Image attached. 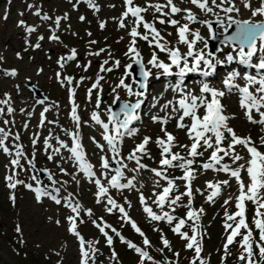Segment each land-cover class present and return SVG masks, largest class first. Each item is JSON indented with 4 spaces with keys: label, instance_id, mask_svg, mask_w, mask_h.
I'll return each instance as SVG.
<instances>
[{
    "label": "rangeland",
    "instance_id": "1",
    "mask_svg": "<svg viewBox=\"0 0 264 264\" xmlns=\"http://www.w3.org/2000/svg\"><path fill=\"white\" fill-rule=\"evenodd\" d=\"M233 1L235 2V0H230V3L225 2L221 5V7H217V4H221V0H216V4H212L211 0H209V7H211L213 11L205 14L204 11H201L196 6L191 5L187 2V0H174V3L178 7L191 9L197 17V21L193 23L185 19L184 16L187 15L186 12H181L179 14L183 17L178 18L179 24L177 26L188 24L191 32H199L200 36L203 37L204 40L197 41L195 48L204 49L205 52L211 53L213 57H221V62H227L226 57L229 53L236 57L237 53L235 52L238 51V45L235 42H229L228 40V37H231L234 34L225 35L224 32L225 29L229 28V16L236 21L251 20L256 23L264 20V16L253 17L251 15V11L245 9L241 12L233 11L231 13H225L223 8L237 6ZM254 1L255 0H249L252 8L258 7L261 2V0H258L256 3ZM77 2L78 4L75 5ZM95 3L99 9L98 11L90 8L86 2L81 0H0V40L2 41V44L0 45V57L3 58L0 60V95L2 96L0 99L6 98L4 95L5 93L9 96L10 94L17 95L23 92L27 94L26 96L44 101L45 104L44 107H40L38 111H35L32 114V109L25 110V112L22 113L24 104L22 102H14L13 108L16 111H14L13 116L4 113L0 114V127H3L5 131L10 130V136L6 141V145L12 153V155H8L0 150V264H80L79 242L76 237L67 231L68 222L66 217L73 215V213H71L69 208L64 207L66 202L65 199L61 200V204L59 205L55 202H51L50 197H43L40 202H37L35 192L31 189L27 190L28 187H26V185H32L33 187L35 186V183L39 181L42 182L41 184L59 189L62 194L67 195L74 203L79 202L85 208H91L94 213V219L103 217V221L120 232L126 240H130L136 245L144 248L155 260L161 261L162 264L165 258L170 261H175L177 258L173 255L174 252L180 253L179 264H188L187 258L192 256V252L185 249V242L181 240L179 236L172 233L166 222H149L146 213L143 211V206L139 203V195L140 193H143L147 203L153 208V211L158 214L161 212V209L152 203L155 199L153 193L161 192L162 187L167 186V181L160 180L161 187H156L155 181L159 178L149 170L159 169L161 167L159 164L161 159L160 151H158V147L154 143L158 136H163L160 128L155 127V124L152 121L144 120L142 122V120H140L138 122H133L130 127L137 129V133L134 136L126 135L123 137L120 144V154L115 158H113V155L109 156V154L104 152L102 153L101 150L92 142L91 138L94 137L100 144L105 145V149L107 150L106 142L101 137L94 134H87L84 129L87 125L86 122H91L93 111L99 114L102 121L108 123L109 116L113 113L117 115L119 120L124 118L120 109L122 104L125 102L135 103L137 100L143 101L145 99V106L147 104L153 106L157 103L155 106L156 110L162 109V106L170 100H174L172 107L176 106L175 101L180 98L177 96V91H174L171 86L172 80H169L173 79V81L178 82L177 77H180L178 75L179 68L176 66L172 67V77L170 75H163L162 72H160L159 76L161 77L156 78L153 72L150 71V64H148L152 53L156 52L159 59L163 60L165 63H170V61L167 58V53L159 52V50L154 46H150L147 41L137 38L136 47L141 54V64H136L137 69L135 70L134 78L132 73L128 72L129 74L126 75L128 64L131 61H134L133 58H131V54L128 56L125 55L128 51V45L131 40L128 32L130 31L132 25L129 23L128 28L121 29L118 26L117 20H115L120 17L122 12L125 10L124 1L95 0ZM134 3L139 6H145L147 3L165 4L166 0H134ZM29 5H32L33 7L29 8ZM240 5L244 7V3L240 2ZM36 9L40 11V16L34 14ZM19 10L24 11L22 14L25 16L23 19L26 26L35 27V32L28 34L24 27L18 26L19 21L22 20V15L18 12ZM165 11H168V9H165ZM44 15L49 16L51 19L44 20L42 18ZM65 15H67V19L63 18ZM81 15H83L84 20L80 19ZM143 15L147 22L155 24V27L168 42V47L179 48L181 53L187 52V45L180 47V44L177 42L178 33L176 26H173L170 23H159V19H167L166 17L161 16L160 13L154 12L153 9H149V11ZM5 16L7 17L6 19ZM57 17L61 18L60 25H62V27L71 26L77 28L79 31H82V35L84 29H86V33H91L90 37L84 39V44L81 45L78 41H76L78 40L77 38H73L72 34L62 33V27L56 29L54 22ZM154 17H157V19H153ZM107 18L112 19L107 22H103V20ZM91 19L96 20L95 24L91 25V23H86L87 20ZM131 19L132 18L129 17V20ZM201 21H207L208 23H201ZM101 23L105 24V28L103 30L100 27ZM126 23H128V21H126ZM209 24L211 25L210 28L208 26ZM232 25L237 26L236 24ZM214 28H216L215 33ZM53 29H56L55 34L59 36V41L49 39ZM139 31L143 33L145 30L141 27ZM96 32L100 33L99 36L95 37L94 35ZM86 33L83 36H85ZM169 33L171 35H169ZM40 36L44 37L43 40H39L41 45L40 48L31 50L32 53L30 50H24V46H27L29 43H31V45H34V42L37 43ZM213 36L214 40L211 44H209L207 39ZM192 38V36H189V39ZM89 39H94L96 42L93 47L97 49H105V51L100 55V62L97 64L86 61L89 59V57H85V55L89 52ZM205 42L207 44L206 48ZM63 43H66L70 47V50L73 48L76 49L77 57H80L76 58L74 61L67 62L64 68H60L57 63L58 59L61 56L70 54V50L66 51L67 48L61 45ZM259 43L260 42L258 40V47ZM106 46L107 49L104 48ZM17 54H19V56H17ZM108 58L110 63L113 65L112 71L110 72L112 80L111 87H116V85H118L120 80L123 78L125 84L131 86L133 93L142 92L143 95L139 97L136 95H129L128 90L125 87H116L115 92L112 91V88H109L111 91L110 94L105 95L102 93L101 96H97V94L93 92V94L89 97L88 88L90 87H84V89H82L80 86L84 84H93L94 82L96 83L97 77L106 73L102 72L100 69L103 63L102 60H107ZM188 59L189 67H191L192 60L190 57ZM116 60L120 61V65L118 67L115 66ZM78 61L81 62V65H78ZM256 62H258V59L254 57L253 63ZM231 64L232 63L228 64L229 67H233L229 74L233 72L239 73V76L234 81L235 84L240 85L239 77L243 79L246 74L252 75L250 70L244 71L242 68L237 67L238 64L233 63L235 64L234 66H231ZM182 66L183 62L181 63V67ZM85 67L87 68L86 71ZM11 69H16L19 73L21 72V74H19L17 78L8 77L3 74L4 70ZM39 69H42L43 71L37 74ZM198 70L200 71V76H204L203 72L205 71L202 70V67ZM140 71L141 73L139 74ZM143 71H150V75L147 79L143 77ZM219 71L220 69H218L217 72ZM34 73H36V81L26 78L28 74ZM57 73L61 74L59 80L57 79ZM48 75L53 76V82L49 88L38 82L40 78L46 79ZM114 75H117L119 78L114 79ZM66 76L72 77L73 81L77 79L79 80L78 95L80 96L78 97L83 100V103L81 102V104H79L76 102L78 105L77 114H80L83 118H80V126L78 129L70 118L71 103L69 99V90L65 89V85L67 86V84L65 83L63 86L61 84V80ZM152 80H157L159 82L162 87L160 92H152L149 89V84ZM204 80L209 84V87L215 89V77H205ZM5 81L7 82L5 83ZM194 83L195 79L189 77L185 80L183 85L192 86ZM142 84L144 87H141ZM224 92L228 95V91L224 90ZM117 96H119V99H116ZM75 97H77V95ZM22 99L24 100L25 97L21 96L20 101H22ZM97 99L100 101L99 108L91 105L93 102L96 103ZM228 99L235 107L232 108L229 106L227 109L228 114L225 112V114L234 117L229 121V126L234 129L238 136H250L256 145L260 146V137L264 135V132H261L260 130V126L251 124L246 119L244 110L238 109V96L236 98L238 101L232 98ZM225 102L229 105L227 96L225 98ZM110 105L114 106L111 108L109 107ZM145 106L141 103L140 108L137 109L136 114L139 115V117L142 116ZM172 107L167 110L169 113H173ZM45 108H48L51 111L45 112L44 125L41 126V112H43ZM3 109L6 111L7 107H4ZM17 113H22V115ZM30 114L33 116V119L30 117ZM173 114L178 115V113ZM199 114L203 115V109L199 110ZM238 115L239 117L237 118L236 116ZM11 118H13V120ZM29 119L30 121L26 124L27 126H30V130H25V132H23L21 126H18V131H14V128L16 127L15 122L24 123ZM5 120L9 121L7 125L3 123ZM49 121H53L54 123H49ZM93 122L95 121L93 120ZM184 122L189 123L187 120ZM93 126L99 127L96 123H93ZM110 126L113 125L110 123ZM64 130L69 132L78 131L81 137L82 145L85 143L84 141H87L89 144H93L94 148L97 150L96 152H90L86 151L84 148L86 158L93 165V171L96 172V177L93 179L99 178L101 182L105 183L107 186V180L110 179L112 175H115L116 168L120 166L116 163V161H121L122 164L127 165V168L122 169L124 177L121 179V182L126 183L127 179H131L135 176V180L133 182L136 187L133 189L123 190L109 188V195H111L118 204L125 206L129 216L137 223V225L145 233V236H147L150 240L151 247L143 244V237L136 233L130 224H127L121 219V214L118 211L114 210L113 213L110 214L104 210V206L102 204H96L95 196L93 195L97 189L94 183L90 182L89 179L79 171L78 166L76 168L72 166L75 161L71 158V153L68 149L61 148L60 153L55 155H53L52 149L45 150L43 141L50 133L53 137L59 136V139L67 143L69 147L72 146L71 137L66 135ZM171 133L177 137V146L174 147L175 150L177 152L183 151L180 154L187 157V149L181 148L179 145L190 146L192 141L188 139L186 132H179L178 128L174 129ZM17 134L20 136L19 140L14 139ZM37 136V143L33 146L32 140ZM143 137L152 138V141L147 146L148 155L141 156V163L147 165L148 167L134 173L130 171V169L136 168V163L135 161L128 160L127 157L135 147V143L138 142L139 144ZM49 142L53 145V148L59 147V144L55 139H51ZM16 145H21L23 147L26 157L21 160V165H23L22 168L13 167L10 164V160L13 159L15 155ZM223 146L227 147V141H225ZM260 150L264 152V147H260ZM236 151L240 155L244 156L245 159L248 158L246 150L241 146H237ZM33 153H35L34 159ZM48 155H53V159L49 160L47 158ZM101 155H106L109 159V169L107 170L100 167ZM208 155L209 153H204L205 158L198 157L196 163L193 165L196 175V179L192 181L194 191L193 207L196 209L203 207L204 209V214L201 217V224L205 233L203 238V255L209 261V264H221V257L223 256L222 246L227 235L223 227L225 207H227V211L229 213L235 212L236 208L234 197L239 193L237 191L236 181L233 178L230 180L231 186L222 188L221 195L215 198L214 203L206 202V196L211 191L207 188L206 182L212 181L215 183L216 181L229 179V176L226 173L217 171L216 173H210L211 175H200L201 172L197 171L196 167L201 168L200 165L207 160ZM45 158L48 160L45 161ZM30 160L32 161V164L29 163ZM225 162L228 163V161H222V163ZM238 163H244V161H240ZM61 169H64V171H61ZM201 170L203 169L201 168ZM13 173L16 174V180L23 181L24 183L18 184L15 189H10L7 187L5 177L12 175ZM101 173L104 174L102 175ZM166 175H168L169 178L178 177L183 175V171L179 168H169ZM241 175L244 178L245 183H247V174L242 172ZM62 180H64V182H62ZM57 181L59 183H57ZM77 181H79V183H77ZM176 184L179 186L180 192L185 190V182L183 180H176ZM197 188H199L204 194L201 195L199 192H195V189ZM127 190L130 191L127 192ZM122 193L124 195H122ZM69 194H71V196H69ZM12 195L16 198L14 203L10 199ZM229 195L233 196V200L227 206H223L224 200L227 199ZM124 197H127V201L130 202V208H128V205L125 203ZM58 198H60L59 195ZM182 203H187V197L183 198ZM246 205V219L254 229V225H252L251 222L255 213V205L251 204V202H246ZM164 211H171L167 204L164 207ZM186 211L187 209L185 208H177L173 215L184 217ZM63 213H65L64 216ZM49 218H53V220H50ZM83 218L86 223L79 224L78 221L77 230L82 236H84L86 241H99V243L95 245V247L99 250L96 255V264H139L138 254L129 249L126 244L122 243L120 238L117 237L110 228L105 230L108 231L109 235L113 236V244L111 247L107 245L106 238L88 220V217L84 216ZM56 220H60L61 223L57 225L55 223ZM17 226H20L21 228V232L19 233L16 231ZM154 227H158L163 230V235L171 243L172 251L164 249L163 254L158 251V249L162 248L163 245L160 239L161 234L153 231ZM184 230L189 231V235H191L189 229ZM253 238L255 240L259 239L258 230L254 229ZM237 239L240 238L237 237ZM53 250L58 251V254L54 255ZM113 250L117 254L116 260L110 259ZM230 252L231 256L224 262V264H244V262L238 260V256L241 253L239 244L231 245ZM256 253L255 259L260 261L258 249H256ZM89 264H92V262L90 261ZM145 264H151V262L145 261ZM261 264H264V262H261Z\"/></svg>",
    "mask_w": 264,
    "mask_h": 264
},
{
    "label": "snow or ice",
    "instance_id": "2",
    "mask_svg": "<svg viewBox=\"0 0 264 264\" xmlns=\"http://www.w3.org/2000/svg\"><path fill=\"white\" fill-rule=\"evenodd\" d=\"M191 5L196 6L201 11L210 13L213 11L209 7V0H187ZM230 0H221V4H217V7ZM86 3L90 8L99 10L95 0H86ZM212 4H216V0H211ZM125 10L122 12L121 16L116 18L118 26L121 29H126L129 26V23L132 25L128 35L131 37V40L128 45V51L125 53L126 56L131 54L136 64H141V54L136 47L137 38L143 41H147L150 46H154L161 53H167V58L170 63H165L163 60H160L157 53L153 52L151 59L148 61V64L152 65L157 69H162L163 75H172L171 69L173 66L179 68L178 75L183 77L186 72H196L200 65L203 63L208 68H214L216 64L221 63L212 56L211 53H207L204 49H196L195 45L197 41H203L204 38L200 36L199 32H191L188 24H184L177 28L178 33V43L187 45V52L181 53L179 48L168 47V42L165 40L164 36L161 35L160 31L155 27L154 23L147 22L144 17V13L148 12L149 9H153L154 12L160 13L161 16L166 17L167 19H159L160 24L170 23L173 26L178 25L179 21L175 19H170L173 14L186 12L187 15L185 19L190 22H196L197 17L191 9L178 7L174 0H166L165 4L161 3H147L145 6H139L134 3V0H124ZM32 8V5L28 6ZM244 7L251 9V15L264 16V0H261L260 5L256 8H252L249 0H244ZM168 9V11H165ZM225 13H231L233 11L239 12V9L235 6L223 8ZM35 15L40 16V11L37 10ZM22 15V14H21ZM129 17L132 19L129 20ZM7 17L5 16V19ZM44 20L51 19L49 16L44 15L42 17ZM67 19V15L63 17ZM81 20H84V17H80ZM153 19H157L154 17ZM229 24L228 27H231L232 24L237 25V30L235 35L228 37L229 42H235L238 45V51L236 57L229 53L226 57L227 61L231 62L235 59L241 64L254 68L256 70L255 75L246 74L243 79L245 80L244 86L235 84V79L239 76V73L233 72L228 78L224 81L225 87L229 92L236 90L239 93V104L240 107L244 110V115L246 119L253 125H259L261 132H264V20L259 22H252L251 20L236 21L233 20L231 16L228 17ZM128 21V23H126ZM56 29L59 28L61 23V18L57 17L55 19ZM201 23H208L207 21H201ZM18 26L24 27L25 31L28 34H31L36 31L35 27L26 26L25 21H19ZM209 28L211 25H208ZM101 28L105 27L104 23L100 24ZM143 28L145 31L141 33L140 28ZM56 29H53L52 34L49 36L50 40L59 41V36L55 34ZM227 30V29H225ZM91 35V33H88ZM169 35H171L169 33ZM189 36H192V39H189ZM44 37L40 36L38 42L34 45L35 48H40L41 45L39 40H43ZM259 40V47L257 46V41ZM90 43L94 44L95 41ZM207 44L205 42V48ZM247 49V51H245ZM105 49H100L97 52H89V55L99 56L101 52H104ZM259 53V55H258ZM110 55V54H109ZM19 56V54H17ZM192 60V66L189 67V59ZM256 57L258 62L253 63V58ZM77 58V50L71 49L70 54L66 56H61L57 63L60 68H64L65 64L69 61H74ZM3 58L0 57V60ZM183 66L181 67V63ZM108 64V60H104L101 65L102 72H110L112 68H104L103 65ZM120 61H115V66H119ZM127 67H131L128 65ZM87 68L85 67V71ZM42 69H39L37 74L42 72ZM3 74L8 77H15L18 75L16 69L4 70ZM129 73H126L128 75ZM150 75V71H143V77L145 79ZM205 77L210 75V72H203ZM61 77L60 73H57V79ZM102 76L97 77L96 83H93L91 88L88 90L89 97L92 94V89L99 87V81L102 80ZM71 86L73 83V78L66 76L61 80L62 86L64 84ZM116 87H125L128 90L129 95L141 96L142 92L133 93L130 85H126L124 79L122 78L119 84ZM141 87H144L142 84ZM174 91H180V98L175 101V105L172 107L173 113H178L176 117V127L178 129H186V135L192 143L189 145H179L181 148L187 149V157L182 156L179 152H173V148L176 147L177 137L174 136L171 132L167 131L166 127H161L160 131L163 133V136H158L154 143L160 149L161 159L159 164L161 167L159 169H149L156 177L159 179L155 181L156 187H161L160 180H166L167 186L162 187V191L159 193L154 192L153 195L155 199L152 201L161 212L158 214L153 211V208L147 203L146 198L143 193L139 195V203L143 206V211L146 213L149 222H166L172 233L180 237L181 240L185 242L184 247L186 250L192 252V256L187 258L188 264H209V261L204 257V231L201 224V217L204 214L203 207L196 209L193 207L194 200V191L192 187V181L196 179L195 169L193 165L196 163L197 157L204 156V153L211 149V152L207 160L200 165L203 170H213L217 172H224L229 176V179L216 181H207L206 186L211 191L206 196V202L214 203L215 198L219 197L222 193V188L230 187V180L235 179L237 185L238 195L234 197L235 199V208L236 211L229 213L227 207H225L224 212V224L223 227L227 233L225 242L223 244V256L221 257V264L231 256L230 246L233 244H239L241 248V253L238 256V260L244 262V264H261L264 262V152L260 150V147H264V135L260 137V146H257L256 143L252 140L250 136L240 137L236 134L234 129L229 126V121L234 117H231L225 114V106L221 103V98L225 96L224 91L216 90L209 87L208 83H203L200 88V95H195L192 92H184L181 90L180 85L177 84ZM115 92V88L113 89ZM205 94H210V99ZM8 96L7 93L4 94ZM75 89L69 87V99L71 103L70 118L75 123L77 129L80 126V117L77 114L78 105L75 100ZM119 99V96L116 97ZM115 102V101H113ZM10 103V97L8 99H0V104L8 105ZM142 101L137 100L135 103H123L120 109V112L123 113L124 118L119 120L115 113L109 116V122L105 123L100 119V116L97 112L93 111L92 120L95 121L97 125H100L103 128L101 133L103 140L106 142L107 150L113 153V158L119 156L120 154V144L123 137L134 136L137 133V129L130 127L134 121L139 120V115L136 114L137 109L140 108ZM173 105V101H168L162 106L163 109H167L169 106ZM100 101L97 99L96 107L99 108ZM203 109V115L199 114V110ZM8 113H12L14 109L9 106L7 108ZM49 111L48 108H45L41 112V126L44 125L45 121V112ZM4 109L0 108V114H3ZM258 117V118H257ZM185 118L190 120V123H185ZM154 122H158L161 125H167L170 119H173L172 116L165 117H152ZM5 125L9 121L5 120L3 122ZM49 123H54L49 121ZM112 124V129L109 128V124ZM27 128V124L24 126ZM65 134L71 137L72 146L69 147L67 143L61 141L59 136L53 137L51 133L43 141L45 150L52 149L53 155L59 154L61 148H66L71 153V158L74 159L77 164L79 171L82 172L90 182H93L97 191L94 193L95 202L98 205H103L104 210L108 213H113L114 210L118 211L121 214V219L130 224L131 227L143 237V244L145 246L151 247V242L145 236V233L137 225V223L129 216L128 212L125 209L124 205L118 204L117 201L109 195V188L123 190V189H133L136 187L134 184L135 176L131 179H127L126 183H122L121 179L124 177L123 168H127L126 164H122L121 161H116L118 166L115 170V175H112L110 179L107 180V186L105 183H102L99 178L93 179L96 177V172L93 171V165L87 160L84 147L81 143V137L79 132H69L64 130ZM227 134V135H226ZM10 133L5 131L3 127H0V150L5 154L12 155L9 147L6 145V141L9 139ZM15 140H19L20 136L17 134L14 137ZM37 137H34L32 140L33 146L37 143ZM51 139H55L59 147L53 148V145L49 142ZM92 142L96 145L101 152L105 151V145L100 144L94 137L91 138ZM152 141L151 137H143L141 142L137 144L131 153L128 155L127 159L135 161L136 168L130 169V171L137 173L141 169H146L148 166L141 163V156L148 155V145ZM227 141V147H224V143ZM241 146L246 150L248 158L245 159L244 156L240 155L236 151V147ZM199 149H203L200 151ZM223 153V155H221ZM140 154V155H138ZM53 155H48V159L52 160ZM35 153H33V159ZM190 157V158H188ZM225 157L231 159L232 164H236V167H232L228 163H222ZM25 154L23 147L21 145H16L15 155L13 159L10 160V164L13 167L22 168L21 160L25 159ZM100 167L104 170L109 169V159L105 155L100 156ZM244 161V163H238ZM175 162V163H174ZM32 164V161H29ZM34 166V165H33ZM169 168H179L183 171V175L178 177L169 178L166 175V172ZM64 171V169H61ZM244 172L247 174L248 182L245 183L244 178L241 173ZM102 175L104 173H101ZM15 173L5 177L7 181V187L10 189H15L18 184L24 183L23 181L15 179ZM75 179V177H74ZM176 180H183L184 191H179V186L176 184ZM79 183V181H77ZM142 186V185H141ZM29 189L35 192V198L37 202L41 201L42 197H50L57 205L61 204V199L55 195H52L50 192L42 188H32V185H26ZM55 191L59 192V189ZM195 192H199L201 195L204 193L201 192L199 188L195 189ZM175 193V194H174ZM71 196V194H69ZM187 197V203H182L183 198ZM10 199L15 202V196L12 195ZM66 202L64 207L69 208L73 215L66 217L68 222L67 231L71 233L74 237L77 238L79 242V254H80V264H89L91 261L92 264H96V255L98 249L95 247L99 241L85 240L84 236L77 230L78 221L79 224L86 223L84 216L88 217V220L99 230V232L106 238V243L109 247L113 244V236L109 235L108 231L105 229H111L117 237L120 238L121 242L126 244L127 247L133 250L138 254L139 264H145V261H150L151 264H162L161 261L155 260L148 251L142 247H138L135 243L130 240H126L120 232H118L111 225L103 221V217L93 218L94 213L91 208H85L79 202H73L70 198H65ZM125 203L128 207H131L127 197H124ZM233 200V196L229 195L227 199L224 200L223 206H227ZM106 201V203H105ZM246 202H251L255 205V213L252 218L251 224L254 225V229L258 230L259 239L255 240L253 238V227L249 224L246 219L247 205ZM167 204L168 208L171 211H164V207ZM177 208L187 209L184 217H179L173 215ZM191 222V223H189ZM55 223L59 225L60 220H56ZM184 229H189V231ZM243 230V231H242ZM16 231L21 232L20 226H17ZM153 231L159 232L160 239L163 247L158 249V251L163 254L164 249L172 251L170 241L163 235V230L154 227ZM239 237L240 239H237ZM255 245V248H254ZM256 249H258V255L260 261L255 259ZM173 255L177 258L175 261H170L167 258L163 261V264H179L180 253L174 252ZM111 260L117 259V254L113 250Z\"/></svg>",
    "mask_w": 264,
    "mask_h": 264
},
{
    "label": "bare ground",
    "instance_id": "3",
    "mask_svg": "<svg viewBox=\"0 0 264 264\" xmlns=\"http://www.w3.org/2000/svg\"><path fill=\"white\" fill-rule=\"evenodd\" d=\"M79 1V0H78ZM81 1H83V2H86V0H81ZM234 2V1H233ZM240 2H242V3H244V0H235V4L237 5L236 6V8H238L239 9V12H241L243 9H245V10H248V11H251V9H249V8H245V7H243V6H241L240 5ZM255 3L256 2H258V0H255L254 1ZM78 4V2L75 4V5H77ZM115 6V5H114ZM37 11V9L34 11V13ZM18 12H20V14H22V13H24V11H21V10H19ZM184 13V12H183ZM202 14V13H201ZM205 14H206V12H205ZM81 16H83V15H81ZM174 16V17H173ZM98 17V16H97ZM96 17V18H97ZM181 17H183V16H181L179 13H176V14H173L171 17H170V19H175V20H178V18H181ZM184 17H186V16H184ZM23 18H25V16L22 14V20L24 21V19ZM110 19H112V18H107V19H104L103 20V22H107L108 20H110ZM100 20H101V18H100ZM115 20H117V19H115ZM95 21L96 20H94V19H91V20H87L86 21V23H91V25L92 24H95ZM98 21H99V18H98ZM176 26V28H178V27H180V26H177V25H175ZM60 28L62 27V25H60L59 26ZM105 28V27H104ZM104 28H101L102 30L104 29ZM52 29V28H51ZM50 29V30H51ZM86 29H84V31H83V35L86 33V31H85ZM119 30V29H118ZM61 32L62 33H66V34H72V36H73V38H77L78 40H76V41H78L81 45H83L84 44V39H86V38H89L90 37V35L88 34V33H86V35L85 36H83L81 33H82V31H79V29H77V28H74V27H71V26H63L62 28H61ZM20 33V32H19ZM99 33L100 32H96L95 33V37L96 36H99ZM21 34V33H20ZM8 40V39H7ZM166 40V39H165ZM91 41H94V39H89L88 40V43L90 44V46H89V52H97V51H99L100 49H97V48H95V47H93V45L94 44H92V43H90ZM2 44V41L0 40V45ZM25 44H27V43H25ZM36 44V42H34V45ZM24 45V44H23ZM33 45V44H32ZM31 45V43H29L27 46H24L25 48H24V50H33V49H35V47H34V45L32 46ZM62 46H65L66 48H64V49H66V51H68V50H70V47L66 44V43H63V44H61ZM180 47H184L185 45L184 44H180L179 45ZM77 48L79 49V47L77 46ZM104 48H106L107 49V46L106 47H104ZM88 52V53H89ZM31 53H32V51H31ZM86 54L85 55V57L87 58V57H89V59L88 60H86L87 62H93L94 64H97V63H99L100 62V55L102 54V52H101V54L99 55V56H95V55H89V54ZM235 53H237V52H235ZM78 57H80V56H78ZM77 57V58H78ZM217 60H219V61H221V57H215ZM105 59H103L102 60V62L104 61ZM108 60V64H106V65H103L105 68H113V65L110 63V60H109V58L107 59ZM78 63V65H81V62L80 61H78L77 62ZM229 63H232L231 64V66H234L235 64H233V63H238V61L237 60H233V61H231V62H229V61H227V62H221V63H218V64H216L215 65V67L214 68H207V67H204L202 64L200 65V66H202V68H205L204 70H206V71H208V72H210V75L209 76H207V77H210V76H212V75H215V74H217L216 73V69H221L220 71H219V73H218V78L216 79V81H215V83H214V87H215V89L216 90H220V91H224V90H226V91H228L227 89H225V84H224V81L228 78V71H229V69H226L227 68V65L229 64ZM103 64V63H102ZM70 65H71V63H70ZM239 66L241 67V68H243V69H247L248 68V66H246V65H244V64H239ZM149 67H150V71L151 72H153V74L156 76V78H160L161 76H159L160 75V72H162V69H157V68H155V67H153L152 65H149ZM207 68V69H206ZM254 69V68H253ZM17 72H18V70H17ZM111 72V71H110ZM110 72H106L104 75L102 74V77H103V80H101V81H99V87L98 88H95V89H92V94H93V92L94 93H96L97 94V96L99 95V96H101V94L102 93H104L105 95H107V94H110L111 93V91H110V89L109 88H112V91H113V89L114 88H116V87H111V84H112V80H111V74H110ZM19 74H21V72L19 73L18 72V75L17 76H15L16 78L19 76ZM190 75H193L194 77H196V83H194V84H192V86H181L180 88H181V90H183L184 92L185 91H190V92H192L193 94H196V95H200V88L202 87V84L203 83H207V82H205L204 80H201V78L199 77V76H197V74L195 73V72H190ZM23 76H25V75H23ZM26 78H29V79H31V80H33V81H36V73H34V74H28L27 75V77ZM52 78H53V76L52 75H48L47 77H46V79H43V78H40L39 79V83L40 84H42V85H46L48 88L51 86V84H52V82H53V80H52ZM118 79L119 77L116 75H114V79ZM170 81H171V79H170ZM7 81H5V83H6ZM78 83H79V80L77 79V80H74L73 81V83H72V85L71 86H66L65 85V89L66 90H69V87H71V88H74L75 89V96L77 95V97H74V100H75V102H77V103H79V104H81V102L83 103V100L80 98V97H78V96H80V95H78V90H79V86H78ZM91 83H92V81H91ZM95 83V82H94ZM242 85L241 86H244V83H245V80L244 81H242ZM89 84V83H88ZM209 85V84H208ZM91 86H92V84H89V85H87V84H84V85H82V86H80V87H82V89H84V87H90L91 88ZM117 86V85H116ZM10 87V86H9ZM87 88H86V90H87ZM90 88H88V90L90 89ZM149 89L152 91V92H160L161 90H162V87H161V85L159 84V82L157 81V80H152V81H150V84H149ZM237 91L236 90H233L232 92H229L228 91V95H226L225 94V96L224 97H222L221 98V103L225 106V108H224V110H225V112L228 114V112H227V109L229 108V106H231L232 108H235L234 107V105H233V103L231 102V101H229V99L228 98H232V99H235V100H237L236 98H237ZM27 94H25V93H19V94H14V95H12V94H10L9 96H6V98L5 99H8L9 97H10V103L8 104V105H5V104H0L1 105V107L0 108H4V107H9V106H11L12 108H13V104H14V102H22L23 104H24V108H23V111H22V113L23 112H25V110H28V109H32L31 110V113L33 114L35 111H38V109L40 108V107H44V101H42V100H36L35 98H33V97H30V96H26ZM206 96H208V98L210 99L211 97H210V94H205ZM21 96H24L25 97V99L23 100L22 99V101H20V97ZM177 96H179L180 97V91H177ZM226 96H227V101L229 102V105L225 102V98H226ZM0 97H2L1 95H0ZM4 99V98H3ZM174 101V100H173ZM238 101V100H237ZM142 104H144V106H145V104H146V101H145V99L142 101ZM156 104L157 103H155L153 106L152 105H149V104H147L145 107H144V110H143V112H144V114H143V112H142V116L140 117V119L139 120H137L136 122H138V121H140V120H142V122L144 121V120H147V121H152L154 124H155V127H157V128H160L161 129V127L163 126V127H166L167 128V130L168 131H170V132H173L174 131V129H177V127H176V122H177V120H176V117L178 116L177 114H173V113H169L167 110L170 108V107H172V106H169L167 109H156L155 110V106H156ZM91 105H94V106H96V103L95 102H93V103H91ZM53 107V106H52ZM14 109V108H13ZM238 109H240V110H243L241 107H240V104H239V102H238ZM14 111H16L15 109H14ZM14 111L12 112V113H10V116H13V114H14ZM49 111H51V110H49ZM49 111H47V112H49ZM4 114H9L8 113V111L6 110V111H4L3 112ZM22 113H17V114H20V115H22ZM151 113V114H150ZM79 115V117L80 118H83V116L81 117V115L80 114H78ZM153 116H157V117H165V116H172L173 117V119H170L169 120V122H168V124L167 125H161L160 123H158V122H154L153 121V119H152V117ZM30 117L33 119V116L30 114ZM237 118L239 117V115L238 116H236ZM12 120H13V118H11ZM185 120H187L189 123H190V120L188 119V118H185ZM30 121V119L29 120H26L24 123H19V122H15V124H16V127L14 128V131L15 132H17L18 131V126H21V128L23 129V132H25V130L26 131H28V130H30V126H27V128H25L24 126H25V124L26 123H28ZM93 123H95V122H93V120L91 119V122H86V126H88V127H84V129L86 130V133L87 134H94V135H97L98 137H101L102 138V135H101V133L103 132V128L99 125V127L97 126V127H95V126H93ZM105 123H107V122H105ZM186 123V122H185ZM32 127H34V126H32ZM112 127L113 126H110V124H109V128L110 129H112ZM88 128V129H87ZM53 129V128H52ZM10 130H8L7 132H9ZM178 131L180 132V131H182V132H186L187 130L186 129H178ZM103 139V138H102ZM85 143L83 144V147L85 148V150L86 151H90V152H96L97 150L94 148V146H93V144L91 145V143L89 144L87 141H84ZM138 144V142H136L135 143V146ZM158 151H160V149L158 148ZM200 151H203V149H200ZM173 152H177L176 150H175V148H173ZM181 152H183V151H181ZM181 152H179V153H181ZM210 152H211V149H209L207 152H205V153H209L210 154ZM103 153V152H102ZM104 153H106V154H109V156L111 155H113V153H111L110 151H108V150H106L105 149V151H104ZM70 155V154H69ZM221 155H223V153H221ZM106 156V155H105ZM108 156V155H107ZM209 156V155H208ZM207 156V157H208ZM202 157H204V156H202ZM198 158V157H197ZM197 158H196V161H197ZM201 158V157H200ZM205 158V157H204ZM48 159L47 158H45V161H47ZM223 161H228V163H230L231 164V166L232 167H236L237 165L236 164H232V162H231V159L229 158V157H225L224 158V160ZM73 167H77V165L75 164V163H73V165H72ZM98 167V166H97ZM99 168V167H98ZM196 170L197 171H200L201 172V174L200 175H203V176H206L205 174H209V175H211L210 173H212V172H215L216 173V171H213V170H201V168H197L196 167ZM76 172H78V171H76ZM59 180H61V179H59ZM62 182H64V180H62ZM86 182H88V181H86ZM42 182L41 181H39V182H36L35 183V186H33L32 188H42V189H44V190H46V191H51L50 193L52 194V195H55V196H57L58 197V195L60 196V199L61 200H63V199H65V198H68V196L67 195H64V194H62L60 191L59 192H57V191H55L57 188H54V187H49V186H47V185H44V184H41ZM57 183H59L58 181H57ZM27 190H30L29 188L27 189ZM128 191H130V190H127V192ZM92 193V192H91ZM122 195H124L123 193H122ZM94 196V195H93ZM43 198V197H42ZM50 201L51 202H54L51 198H50ZM128 208H130V207H128ZM64 214L65 213H63V216H64ZM50 220H53V218H49ZM53 254L54 255H57L58 254V251H56V250H53Z\"/></svg>",
    "mask_w": 264,
    "mask_h": 264
},
{
    "label": "water",
    "instance_id": "4",
    "mask_svg": "<svg viewBox=\"0 0 264 264\" xmlns=\"http://www.w3.org/2000/svg\"><path fill=\"white\" fill-rule=\"evenodd\" d=\"M215 31H216V28L214 29ZM236 30H237V27H234V28H232V27H229L227 30H225V35H227V34H234L235 35V33H236ZM215 31H214V33H215ZM214 39V37L212 38V39H210L209 41L211 42L212 40ZM129 65H131V67H128L127 68V71L129 72V73H132L133 74V78H134V75H135V70L137 69L136 68V63H134V62H131ZM141 73V71L139 72V74ZM112 108V107H111Z\"/></svg>",
    "mask_w": 264,
    "mask_h": 264
}]
</instances>
